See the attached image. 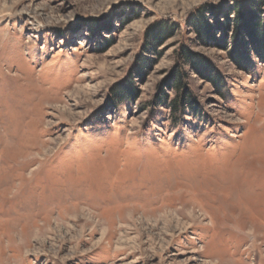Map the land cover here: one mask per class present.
I'll return each instance as SVG.
<instances>
[{
    "label": "rangeland",
    "instance_id": "1",
    "mask_svg": "<svg viewBox=\"0 0 264 264\" xmlns=\"http://www.w3.org/2000/svg\"><path fill=\"white\" fill-rule=\"evenodd\" d=\"M0 264H264V0H0Z\"/></svg>",
    "mask_w": 264,
    "mask_h": 264
},
{
    "label": "trees",
    "instance_id": "2",
    "mask_svg": "<svg viewBox=\"0 0 264 264\" xmlns=\"http://www.w3.org/2000/svg\"><path fill=\"white\" fill-rule=\"evenodd\" d=\"M182 102H183V101H181V102L178 104V106H177L176 108H178L180 105L182 106V105H183Z\"/></svg>",
    "mask_w": 264,
    "mask_h": 264
}]
</instances>
